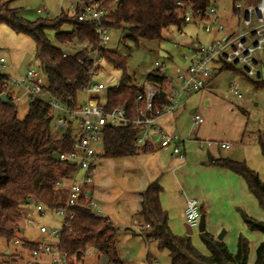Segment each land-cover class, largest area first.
<instances>
[{
  "label": "trees",
  "instance_id": "trees-1",
  "mask_svg": "<svg viewBox=\"0 0 264 264\" xmlns=\"http://www.w3.org/2000/svg\"><path fill=\"white\" fill-rule=\"evenodd\" d=\"M91 4L98 2L108 9L104 24L110 29H126V39L135 46L143 41H161L163 32L170 26L181 28L184 11L178 2L192 4L195 8L207 10L217 0H84ZM12 0H0V25H6L17 34L31 37L35 43V57L40 62L44 79V91L49 97L65 102L69 96L77 99L87 82L86 73L91 65L89 51L85 48L67 53L59 45H68L75 40L96 45V26L93 21H80L76 13L62 11L54 17L29 20L21 15L19 7ZM72 27L63 31V26ZM55 31L59 45L53 44L47 35ZM105 61L122 70L118 83L107 88L105 107L108 110L118 105L126 106L127 115L135 118L144 102L137 96L144 88L127 72L129 55L108 48L101 49ZM156 82L165 88L169 79L164 75L147 74L145 82ZM255 87H264V80L253 81ZM5 90L0 76V94ZM168 101L162 93L155 105L161 108ZM52 114L50 106L42 101L28 104L26 115L18 117V106L11 99L5 103L0 98V238L6 249L0 251V264H20L19 256L11 250V242L21 227L25 217V207L33 203L46 206H63L65 191L57 188L58 183L69 176L75 166L57 161L53 154L68 153L73 150L75 139L71 124L61 138L52 135ZM136 129L132 124L121 126L105 125L102 129V147L97 158L130 156L136 153L133 139ZM149 142L142 147L148 150ZM258 145L264 157V136L259 135ZM212 164L224 167L241 176L264 210V182L259 173L249 167L244 160L215 158ZM95 166V165H94ZM92 166V168L94 167ZM162 186L154 181L141 192L143 220L140 230L144 239L155 242L158 249L169 252L171 264H248L250 242L244 234H239L237 250L229 251L223 239L203 231L200 237L208 254L200 252L187 234H175L168 223V214L160 203ZM89 193V192H88ZM90 194V193H89ZM32 203H28L29 199ZM241 218L250 231L260 232L262 241L255 248L253 264H264V221L238 208ZM201 212L203 210L201 208ZM63 249L76 259L82 260L87 249L99 252L106 264H124L118 251L117 228L107 216H98L89 210L77 208L71 221V231L65 230L61 237ZM6 250H9L6 253Z\"/></svg>",
  "mask_w": 264,
  "mask_h": 264
},
{
  "label": "built area",
  "instance_id": "built-area-1",
  "mask_svg": "<svg viewBox=\"0 0 264 264\" xmlns=\"http://www.w3.org/2000/svg\"><path fill=\"white\" fill-rule=\"evenodd\" d=\"M183 9L186 23L202 25L212 38L203 43L191 44L188 54H183L185 66L176 67L169 74L167 66L159 60L147 69L148 74L166 76L165 88L156 82L143 83L144 88L137 101L144 102L135 118L127 115L126 106L118 105L111 110L105 107L106 91L110 82L96 80L105 58L101 49L108 48L109 28L103 18L108 9L98 2L91 4L76 0L74 13L80 21H93L96 26V45L86 41L82 48L89 51L91 65L86 73L89 78L77 99L69 96L65 102L49 97L44 91V79L40 69L29 67L23 75L12 76L5 71V59L0 57V76L5 93L14 103L42 101L50 106L52 114V135L61 138L72 124L75 131L73 150L59 154V160L75 166V170L62 179L57 188L65 191L63 206H46L33 203L25 213L21 227L11 242V250L20 258L21 264H83L69 255L62 247L61 237L65 230L71 231V221L76 209L82 208L101 216L98 202L88 193L87 185L92 181V166L101 152L102 129L105 125L121 126L132 124L136 133L135 146L146 142H157L163 149H170L175 155H184L186 138L175 133L160 122L163 117L174 113L182 104L185 95L203 90L207 83L221 70H237L253 81L264 80V0H234L231 23L221 22L218 7L211 4L207 10L195 8L192 4L178 2ZM49 14L45 8L37 10ZM116 83V84H117ZM165 93L168 101L161 107L155 100ZM227 95L238 98L243 93L236 85L226 90ZM102 97V98H101ZM196 125L204 121L200 113L192 114ZM214 145L211 140H198L200 150ZM222 148H230V142H221ZM201 202L196 197L186 199L184 215L186 224L198 229L201 218Z\"/></svg>",
  "mask_w": 264,
  "mask_h": 264
},
{
  "label": "rangeland",
  "instance_id": "rangeland-1",
  "mask_svg": "<svg viewBox=\"0 0 264 264\" xmlns=\"http://www.w3.org/2000/svg\"><path fill=\"white\" fill-rule=\"evenodd\" d=\"M233 2L234 0H217L215 4L220 14H226L227 12L231 17L230 13ZM11 4L19 7L21 15L25 18L36 20L57 16L62 11L73 13L76 0H13ZM40 8H45L49 11V14L39 13L37 10ZM62 29L63 31H70L72 27L65 25ZM109 31L111 39L108 49L129 55L127 72L140 85L146 81L147 69L153 67L156 60L161 61L167 66L169 74H174L177 66H185L183 54H188V49L193 41L198 39L200 42L207 43L212 37V35L204 31L202 25L187 23L181 28L170 26L164 30L161 41H143L140 46H135L125 38L127 34L126 29L112 28ZM47 35L53 44L59 45L55 39L54 30H48ZM59 46L67 53H74L82 48V43L75 40L68 45ZM162 50L167 53V56L161 55ZM0 57L5 59V71L12 76L23 75L29 67L40 69V62L35 57V43L33 39L27 35L15 33L6 25H0ZM121 74V69L113 66L111 63L104 62L95 79L110 82L112 79H119ZM214 81L216 88L213 91H209L211 95H208V97L202 96L201 91L185 95L183 101L186 102L187 109L196 108L198 113L204 115V108L208 107V138L213 137V152H219L223 157L244 160L247 164L248 161H251L256 167H258V163L264 166V159L258 145L259 135L264 136V87H255L254 83L239 71L230 69L219 72ZM231 85L239 87L243 93L242 98L227 95L226 90ZM104 99L102 98V100ZM207 99L208 104L206 103ZM28 104V101L17 103L18 117L20 119L26 115ZM184 124L187 130L193 131L195 126L188 121L187 117H185ZM239 133H241L240 137ZM224 139L232 143L233 147L231 149L220 147V143ZM186 144L189 153L199 152L196 149L197 144L194 137L188 140ZM199 153L207 156V149ZM113 158L117 159L116 167L121 168L122 165L119 160L122 159L119 158H122V156ZM256 171L264 179V171H261V169ZM262 181L264 182V180ZM256 206L258 215L254 216L264 221V210L259 206L258 202H256ZM235 214L241 218L238 208L235 209ZM226 221L229 226L234 225L232 215H227ZM143 226L140 225L138 229L141 230ZM223 230L226 231L227 227L223 226L220 228L217 235ZM249 234V236H246L251 246L248 264H253L255 248L263 237L257 231H250ZM189 236L193 245L200 252L208 254L207 247L201 240L198 229H194L193 233ZM118 241V249L124 264H149L146 261V253L148 251L149 257L152 260L157 259V264H171L167 250L158 249L155 242H150L147 245L139 234H133L124 227H121L119 230ZM5 249L6 244L0 238V251H4ZM81 261L83 264H106L105 257L91 249H87L84 252Z\"/></svg>",
  "mask_w": 264,
  "mask_h": 264
},
{
  "label": "crops",
  "instance_id": "crops-1",
  "mask_svg": "<svg viewBox=\"0 0 264 264\" xmlns=\"http://www.w3.org/2000/svg\"><path fill=\"white\" fill-rule=\"evenodd\" d=\"M219 16L223 23L232 22V17L227 12L226 14L219 12ZM161 53L164 54L162 56H167L165 51L162 50ZM218 73L201 90L202 96L208 97L211 95L209 91L216 88L214 80ZM206 103L208 104V99ZM186 106V102L183 101L174 113L163 117L160 122L186 138V143L194 137L197 151L203 152L199 149L198 140L214 141L213 137L208 138V107L204 108V115H202L204 121L196 125L193 122L192 114L198 113L197 109L188 110ZM185 117L195 126L193 131L187 130L184 124ZM240 136L241 133H239ZM221 142L230 141L224 139ZM149 143L148 150L142 146H136L134 155L119 158L122 159L119 160L121 168L116 167V158H96L95 166L92 168V181L86 187L91 197L98 202L97 209L101 216H107L117 228V238L120 228L124 227L144 239L138 229L140 225H143L142 217L139 214L141 192L152 182L159 181L162 186L160 203L168 214L169 226L175 234H186L184 215L186 199L196 197L200 200L201 208L205 214V230L217 236L220 228L226 226L228 231L224 230L222 239L226 244L228 243L229 251L235 253L239 234L250 235V231L242 219L235 214V209L242 208L252 216L258 215L256 206L258 201L248 190L245 180L227 168L213 165L209 161L208 155L204 156L199 152L189 153L187 144H185L184 155L180 156L173 154L170 149L161 148L157 142ZM212 146L207 148V153L210 151L214 159L229 158L221 156L219 152H213ZM232 147L231 143V147L228 149ZM248 164L254 170L264 171V166L259 163L258 167L251 161H248ZM259 176L264 180L260 174ZM30 208L25 207V211L27 212ZM229 214L234 219V225L231 226L226 221V216ZM145 242L147 245L150 244L146 240ZM146 261L149 264L158 263L156 258L152 260L149 257V251L146 253Z\"/></svg>",
  "mask_w": 264,
  "mask_h": 264
},
{
  "label": "water",
  "instance_id": "water-1",
  "mask_svg": "<svg viewBox=\"0 0 264 264\" xmlns=\"http://www.w3.org/2000/svg\"><path fill=\"white\" fill-rule=\"evenodd\" d=\"M123 1L124 0H118L119 3H122ZM161 55H164V54L161 53ZM116 83H117V81L113 80L110 83V86H114V85H116ZM105 91H107V89H105ZM0 98L5 103L9 102V99H8V97H7V95L5 93L0 94ZM207 155H208L209 161L212 162L214 160V157L212 156L210 151H208ZM53 157H54L55 160L59 161V154L58 153H54ZM32 202H33V199L30 198L28 200V203H32ZM198 230H199V232L205 231V214L204 213L201 214L200 224H199ZM192 233H193V230L186 224V234L190 235ZM223 235H224V230L220 234L217 235V238L218 239H222ZM8 252H9V250H6V253H8ZM36 264H38V263H36Z\"/></svg>",
  "mask_w": 264,
  "mask_h": 264
}]
</instances>
